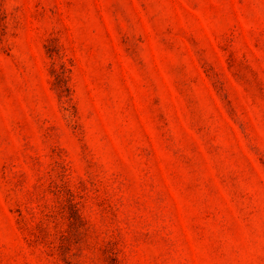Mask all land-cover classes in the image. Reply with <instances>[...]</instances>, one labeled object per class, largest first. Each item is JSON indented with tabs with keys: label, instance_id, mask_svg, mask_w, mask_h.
Wrapping results in <instances>:
<instances>
[{
	"label": "rangeland",
	"instance_id": "rangeland-1",
	"mask_svg": "<svg viewBox=\"0 0 264 264\" xmlns=\"http://www.w3.org/2000/svg\"><path fill=\"white\" fill-rule=\"evenodd\" d=\"M0 264H264V0H0Z\"/></svg>",
	"mask_w": 264,
	"mask_h": 264
}]
</instances>
